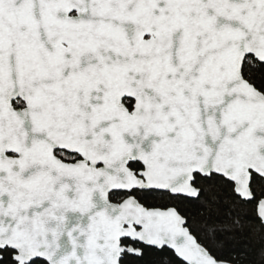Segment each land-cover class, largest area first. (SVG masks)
Masks as SVG:
<instances>
[{
  "label": "snow or ice",
  "instance_id": "1",
  "mask_svg": "<svg viewBox=\"0 0 264 264\" xmlns=\"http://www.w3.org/2000/svg\"><path fill=\"white\" fill-rule=\"evenodd\" d=\"M0 264H264V0H0Z\"/></svg>",
  "mask_w": 264,
  "mask_h": 264
}]
</instances>
